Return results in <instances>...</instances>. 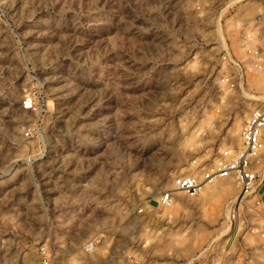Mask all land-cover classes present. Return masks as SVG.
<instances>
[{
	"label": "rangeland",
	"instance_id": "1",
	"mask_svg": "<svg viewBox=\"0 0 264 264\" xmlns=\"http://www.w3.org/2000/svg\"><path fill=\"white\" fill-rule=\"evenodd\" d=\"M189 13L0 0V264H264L259 236L226 229L231 179L175 188L241 145L264 97V21Z\"/></svg>",
	"mask_w": 264,
	"mask_h": 264
},
{
	"label": "built area",
	"instance_id": "2",
	"mask_svg": "<svg viewBox=\"0 0 264 264\" xmlns=\"http://www.w3.org/2000/svg\"><path fill=\"white\" fill-rule=\"evenodd\" d=\"M179 1L188 5L191 12L188 15L194 19L264 21V0H175ZM229 58L231 63L240 64L231 56ZM259 67L264 94V64ZM262 101L243 125L241 145L221 150L214 162L200 174H186L175 179L176 190L189 195H197L207 185L221 179H231L238 190L226 207V229L238 241L240 237L244 240L247 234L259 236L260 241L253 243V248L249 247L258 253H264V97ZM173 198V192L168 191L162 194L161 201L170 203ZM99 242L93 237L85 243V251L93 252ZM47 260L48 257H44V264Z\"/></svg>",
	"mask_w": 264,
	"mask_h": 264
},
{
	"label": "bare ground",
	"instance_id": "3",
	"mask_svg": "<svg viewBox=\"0 0 264 264\" xmlns=\"http://www.w3.org/2000/svg\"><path fill=\"white\" fill-rule=\"evenodd\" d=\"M179 2H181V1H179ZM183 2V1H182Z\"/></svg>",
	"mask_w": 264,
	"mask_h": 264
}]
</instances>
